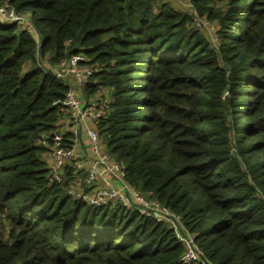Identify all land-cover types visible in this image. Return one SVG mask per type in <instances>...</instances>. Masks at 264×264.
Wrapping results in <instances>:
<instances>
[{"label":"trees","instance_id":"16d2710c","mask_svg":"<svg viewBox=\"0 0 264 264\" xmlns=\"http://www.w3.org/2000/svg\"><path fill=\"white\" fill-rule=\"evenodd\" d=\"M189 1L210 36L167 0H0L30 23L0 18V264H264V0ZM67 56L98 67L107 151L190 245L71 197V164L51 180L67 84L47 63Z\"/></svg>","mask_w":264,"mask_h":264},{"label":"built area","instance_id":"2783aa9c","mask_svg":"<svg viewBox=\"0 0 264 264\" xmlns=\"http://www.w3.org/2000/svg\"><path fill=\"white\" fill-rule=\"evenodd\" d=\"M188 5L190 8L187 15L194 26L199 28L210 27L213 30L212 23L202 19L190 1ZM0 18L30 28V23L25 16L16 13L11 6H0ZM80 58L82 56H67L55 64L47 63L55 76L65 80L67 84L64 98V118L62 120L66 126H60L53 132L51 138L52 150L49 156L51 180L62 182L65 169L67 165L71 164L74 169V178L67 187V194L71 197L96 206L121 204L126 209H136L140 214L152 217L156 221H167L177 230L178 236L190 245L191 237L182 233L181 216L171 212L157 200L146 197L129 185L125 179V166L116 161L107 151L99 135L96 122L105 116L108 109V98L103 88H99L87 96L84 95L82 88L90 80L93 73L98 70V67L80 63ZM83 134L87 136L89 143L90 154L87 162L83 158L75 157V148L81 142ZM65 140L68 144L65 143ZM100 167L117 179V186L96 183ZM79 171L82 173L78 179L75 178V175ZM191 253V248L186 249L184 259L189 260Z\"/></svg>","mask_w":264,"mask_h":264},{"label":"crops","instance_id":"0c3cea01","mask_svg":"<svg viewBox=\"0 0 264 264\" xmlns=\"http://www.w3.org/2000/svg\"><path fill=\"white\" fill-rule=\"evenodd\" d=\"M73 81V79H72ZM106 92V91H105ZM108 94V92H106ZM106 94V96L108 97V95ZM62 123V122H61ZM63 127H65V122L62 123ZM75 157L76 158H83L85 160V162H87L89 160V146H88V139L87 136L85 134L82 135V140L81 142L76 146L75 148ZM46 160L49 161V156H46ZM81 171L77 172V174L75 175V178L80 177L81 175ZM97 184L99 185H106V186H117L118 185V181L116 178H114L113 176L109 175L108 172L106 170H104V168L100 167L98 169V178H97Z\"/></svg>","mask_w":264,"mask_h":264},{"label":"rangeland","instance_id":"374dc122","mask_svg":"<svg viewBox=\"0 0 264 264\" xmlns=\"http://www.w3.org/2000/svg\"><path fill=\"white\" fill-rule=\"evenodd\" d=\"M167 1L172 7L178 8L182 12L187 13L189 11V8H190L188 5L189 1L187 0H167ZM200 30H202L208 36H210L212 32V29L210 27H205V28L202 27ZM69 80H72V79L69 78ZM88 146H89V143H88Z\"/></svg>","mask_w":264,"mask_h":264}]
</instances>
